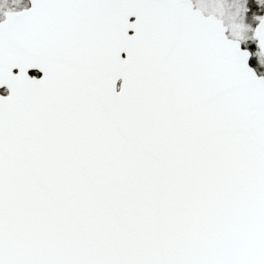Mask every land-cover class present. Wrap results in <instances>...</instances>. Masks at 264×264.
<instances>
[{"label":"snow or ice","instance_id":"1","mask_svg":"<svg viewBox=\"0 0 264 264\" xmlns=\"http://www.w3.org/2000/svg\"><path fill=\"white\" fill-rule=\"evenodd\" d=\"M0 264H264V0H0Z\"/></svg>","mask_w":264,"mask_h":264}]
</instances>
